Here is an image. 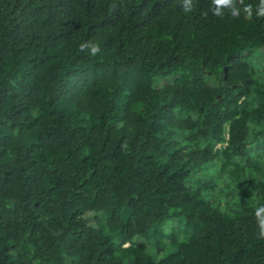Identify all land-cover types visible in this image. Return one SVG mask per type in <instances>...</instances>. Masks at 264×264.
I'll list each match as a JSON object with an SVG mask.
<instances>
[{
    "label": "trees",
    "instance_id": "obj_1",
    "mask_svg": "<svg viewBox=\"0 0 264 264\" xmlns=\"http://www.w3.org/2000/svg\"><path fill=\"white\" fill-rule=\"evenodd\" d=\"M209 3L0 0V264H264V18Z\"/></svg>",
    "mask_w": 264,
    "mask_h": 264
},
{
    "label": "clouds",
    "instance_id": "obj_2",
    "mask_svg": "<svg viewBox=\"0 0 264 264\" xmlns=\"http://www.w3.org/2000/svg\"><path fill=\"white\" fill-rule=\"evenodd\" d=\"M180 8L183 14L189 15L196 11V0H180ZM211 13L213 17L223 19L228 16L232 19L251 20L253 16L257 19L264 18V0H258L255 10L251 3H245V0H210L209 7L202 12L203 17ZM79 51H87L90 57H96L101 52L99 43L86 41L79 45ZM253 216L257 225L256 236L259 240H264V204L257 205L253 210Z\"/></svg>",
    "mask_w": 264,
    "mask_h": 264
}]
</instances>
